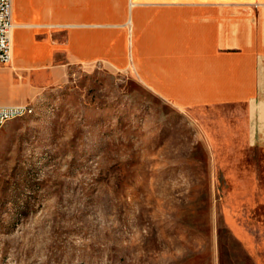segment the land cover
Here are the masks:
<instances>
[{
    "label": "rangeland",
    "instance_id": "374dc122",
    "mask_svg": "<svg viewBox=\"0 0 264 264\" xmlns=\"http://www.w3.org/2000/svg\"><path fill=\"white\" fill-rule=\"evenodd\" d=\"M0 129V264H264V148L240 107L180 108L73 63ZM226 238V239H227Z\"/></svg>",
    "mask_w": 264,
    "mask_h": 264
},
{
    "label": "crops",
    "instance_id": "0c3cea01",
    "mask_svg": "<svg viewBox=\"0 0 264 264\" xmlns=\"http://www.w3.org/2000/svg\"><path fill=\"white\" fill-rule=\"evenodd\" d=\"M11 20L0 106L103 61L174 106L240 107L235 127L264 148V0H11Z\"/></svg>",
    "mask_w": 264,
    "mask_h": 264
},
{
    "label": "built area",
    "instance_id": "2783aa9c",
    "mask_svg": "<svg viewBox=\"0 0 264 264\" xmlns=\"http://www.w3.org/2000/svg\"><path fill=\"white\" fill-rule=\"evenodd\" d=\"M11 0H0V65L11 63ZM32 101L0 106V129L8 121L19 117V110H27Z\"/></svg>",
    "mask_w": 264,
    "mask_h": 264
},
{
    "label": "trees",
    "instance_id": "16d2710c",
    "mask_svg": "<svg viewBox=\"0 0 264 264\" xmlns=\"http://www.w3.org/2000/svg\"><path fill=\"white\" fill-rule=\"evenodd\" d=\"M228 233H229L228 230L224 229L222 227H219L217 230L218 258H219L220 264H223L225 259L228 256V254L225 250V246H226V243L228 241L227 236L228 237L230 236V234H228ZM230 239H231V236L229 237V240Z\"/></svg>",
    "mask_w": 264,
    "mask_h": 264
},
{
    "label": "bare ground",
    "instance_id": "6f19581e",
    "mask_svg": "<svg viewBox=\"0 0 264 264\" xmlns=\"http://www.w3.org/2000/svg\"><path fill=\"white\" fill-rule=\"evenodd\" d=\"M34 110V106L33 104L31 103L30 107L27 108V110H19V117L23 116V115H27V114H30L32 113Z\"/></svg>",
    "mask_w": 264,
    "mask_h": 264
}]
</instances>
